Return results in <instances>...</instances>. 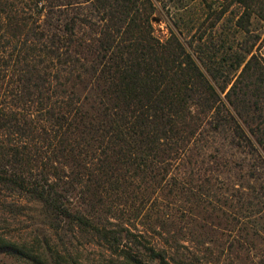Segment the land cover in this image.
<instances>
[{
    "label": "trees",
    "instance_id": "16d2710c",
    "mask_svg": "<svg viewBox=\"0 0 264 264\" xmlns=\"http://www.w3.org/2000/svg\"><path fill=\"white\" fill-rule=\"evenodd\" d=\"M170 1L161 38L154 0H0V199L39 202L55 232L88 230L128 264L168 263L120 249L95 205L139 178L184 190L172 171L203 133L252 148L241 120L264 118V0ZM1 253L38 264L3 237Z\"/></svg>",
    "mask_w": 264,
    "mask_h": 264
},
{
    "label": "rangeland",
    "instance_id": "374dc122",
    "mask_svg": "<svg viewBox=\"0 0 264 264\" xmlns=\"http://www.w3.org/2000/svg\"><path fill=\"white\" fill-rule=\"evenodd\" d=\"M154 1L155 31L165 38L176 9L170 0ZM241 122L254 141L252 148L247 141L232 142V133L206 131L172 171L184 190L167 185L155 190L150 181L139 178L126 193L118 190L104 197L90 217L122 238L120 249L145 260L155 248L168 264H264V118ZM76 193L71 201L87 214L85 195ZM40 207L26 197H2L0 237L37 251L38 264H128L119 250L88 230L55 232ZM129 237L136 242L129 243ZM0 264L35 262L1 253Z\"/></svg>",
    "mask_w": 264,
    "mask_h": 264
}]
</instances>
